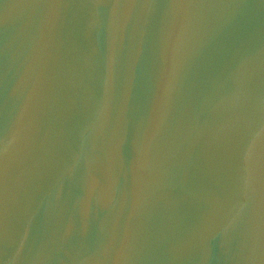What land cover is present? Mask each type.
Listing matches in <instances>:
<instances>
[{
  "label": "water",
  "instance_id": "obj_1",
  "mask_svg": "<svg viewBox=\"0 0 264 264\" xmlns=\"http://www.w3.org/2000/svg\"><path fill=\"white\" fill-rule=\"evenodd\" d=\"M0 264H264V0H0Z\"/></svg>",
  "mask_w": 264,
  "mask_h": 264
}]
</instances>
